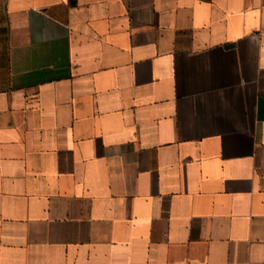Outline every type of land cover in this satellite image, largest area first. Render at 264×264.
Returning a JSON list of instances; mask_svg holds the SVG:
<instances>
[{
  "label": "crops",
  "instance_id": "0c3cea01",
  "mask_svg": "<svg viewBox=\"0 0 264 264\" xmlns=\"http://www.w3.org/2000/svg\"><path fill=\"white\" fill-rule=\"evenodd\" d=\"M0 264H264V0H0Z\"/></svg>",
  "mask_w": 264,
  "mask_h": 264
}]
</instances>
